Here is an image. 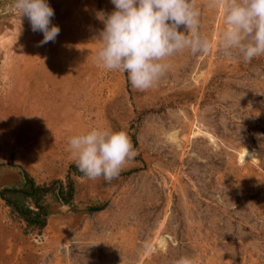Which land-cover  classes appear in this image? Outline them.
<instances>
[{"label":"rangeland","instance_id":"obj_1","mask_svg":"<svg viewBox=\"0 0 264 264\" xmlns=\"http://www.w3.org/2000/svg\"><path fill=\"white\" fill-rule=\"evenodd\" d=\"M48 2L61 31L41 46L0 0V188L22 169L66 180L69 139L94 127L126 132L138 155L110 183L72 172L73 204L48 196L43 229L0 201V264H264V56L218 50L226 0H196L214 47L168 58L146 91L96 63L111 0Z\"/></svg>","mask_w":264,"mask_h":264},{"label":"clouds","instance_id":"obj_2","mask_svg":"<svg viewBox=\"0 0 264 264\" xmlns=\"http://www.w3.org/2000/svg\"><path fill=\"white\" fill-rule=\"evenodd\" d=\"M114 10H100L96 18L104 27L98 66L127 74L138 91L153 88L170 69L168 58L185 50L193 55L207 54L213 42L202 35L201 11L196 0H111ZM225 0H212L215 7ZM21 17H27L33 32H42L41 46L55 42L61 29L52 23L55 15L48 0H15ZM224 28L218 50L242 62L264 56V0H226L221 17ZM183 29V30H181ZM68 151L81 173L90 180L118 178L127 162L138 153L126 132L94 127L72 136ZM181 264H193L184 259Z\"/></svg>","mask_w":264,"mask_h":264},{"label":"trees","instance_id":"obj_3","mask_svg":"<svg viewBox=\"0 0 264 264\" xmlns=\"http://www.w3.org/2000/svg\"><path fill=\"white\" fill-rule=\"evenodd\" d=\"M79 171L71 165L66 180L55 179L49 183L39 184L35 178L22 169V183L0 188V201H4L13 212L19 215L30 227L43 229L51 215L46 203L48 196H53L63 205H72L75 199L76 186L71 173ZM84 175V174H83Z\"/></svg>","mask_w":264,"mask_h":264},{"label":"bare ground","instance_id":"obj_4","mask_svg":"<svg viewBox=\"0 0 264 264\" xmlns=\"http://www.w3.org/2000/svg\"><path fill=\"white\" fill-rule=\"evenodd\" d=\"M194 123H195V122H194ZM192 126H193V125H192ZM197 127H198V126H197ZM198 128H199V127H198ZM193 129H194V128H193ZM193 129H192V130H193ZM197 132H198V131H197ZM190 133H192V132H190ZM196 136H197V135H196ZM187 138H188V137H187ZM208 140H209V139H208ZM188 144H189V142H188ZM40 156H41V155H40ZM244 156H246V157H248V156H253V153H252L251 151H244V155H242L241 158L244 157ZM35 159H36V158H35ZM37 161H38V164H44V163H45V161H44V157H43V158H42V157H41V158L38 157ZM52 163H53V162H51V164H52ZM158 240H159V239H158ZM158 240H157V241H158ZM157 241H156V242H157ZM156 242H155V243H156ZM162 243H163V242L161 241V244H162ZM159 244H160V243H159ZM159 244H158V245H159ZM156 246H157V245H156Z\"/></svg>","mask_w":264,"mask_h":264}]
</instances>
